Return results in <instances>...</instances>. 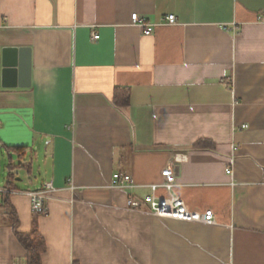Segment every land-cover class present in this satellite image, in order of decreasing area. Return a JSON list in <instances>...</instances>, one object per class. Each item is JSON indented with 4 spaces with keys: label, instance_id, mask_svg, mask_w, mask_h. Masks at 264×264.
Listing matches in <instances>:
<instances>
[{
    "label": "crops",
    "instance_id": "0c3cea01",
    "mask_svg": "<svg viewBox=\"0 0 264 264\" xmlns=\"http://www.w3.org/2000/svg\"><path fill=\"white\" fill-rule=\"evenodd\" d=\"M4 47L30 49L28 85L2 86ZM0 142L28 175L12 187L56 186L42 215L10 196L41 264H264V0H0ZM170 161L173 193L215 223L150 213ZM115 172L133 187H110ZM25 256L1 219L0 264Z\"/></svg>",
    "mask_w": 264,
    "mask_h": 264
},
{
    "label": "built area",
    "instance_id": "2783aa9c",
    "mask_svg": "<svg viewBox=\"0 0 264 264\" xmlns=\"http://www.w3.org/2000/svg\"><path fill=\"white\" fill-rule=\"evenodd\" d=\"M167 24H175L177 22L174 14H167L163 18ZM261 19V17H259ZM130 23L141 29L142 33L149 35L154 30L155 24L147 20L143 15L133 12L130 15ZM98 34H92L93 39H97ZM3 150V144L0 142V153ZM227 174H231V168L225 169ZM161 182L157 184L148 185L149 192L145 195V199L150 204V213L156 216L174 218L187 222H199L206 224L215 223L214 214L211 210L199 211L197 209L189 208L184 201L173 193L174 187L176 186V174L174 170V163L172 161L167 162L166 165L161 169ZM132 180L129 174L113 173L111 178L110 187L112 188H128L133 187ZM69 188L73 189L71 180H68ZM161 187L165 190V196H157L156 189ZM56 186L53 181H47L41 186L35 189H17L10 187L8 184L0 183V208L2 206V195L12 196L14 194H21L28 198L29 208L33 214H46L47 202L55 191ZM128 205L131 207H138V202L133 199H128Z\"/></svg>",
    "mask_w": 264,
    "mask_h": 264
},
{
    "label": "trees",
    "instance_id": "16d2710c",
    "mask_svg": "<svg viewBox=\"0 0 264 264\" xmlns=\"http://www.w3.org/2000/svg\"><path fill=\"white\" fill-rule=\"evenodd\" d=\"M113 102L119 107L126 106L129 102V90L127 88H116L113 94ZM6 150L8 151V154L15 152V154L19 157L25 153L24 148H15L13 150L6 148ZM15 167L16 166L11 162L8 163V171L6 175L8 182L6 184H8L10 187H12L16 176V174L13 172ZM1 199L2 206L0 208V220L3 219V222L11 224L15 237L26 252V264H41L40 258L41 254L45 250V241L38 233L36 225L34 224L32 231L29 233L18 232L15 228L17 216L11 206L10 196L2 195Z\"/></svg>",
    "mask_w": 264,
    "mask_h": 264
},
{
    "label": "water",
    "instance_id": "95a60500",
    "mask_svg": "<svg viewBox=\"0 0 264 264\" xmlns=\"http://www.w3.org/2000/svg\"><path fill=\"white\" fill-rule=\"evenodd\" d=\"M1 83L4 87H13L17 83L26 86L29 83L30 49L27 47H4L2 49Z\"/></svg>",
    "mask_w": 264,
    "mask_h": 264
},
{
    "label": "rangeland",
    "instance_id": "374dc122",
    "mask_svg": "<svg viewBox=\"0 0 264 264\" xmlns=\"http://www.w3.org/2000/svg\"><path fill=\"white\" fill-rule=\"evenodd\" d=\"M13 160H14L13 161L14 164H17L18 163L15 155H13ZM8 163H9V160H8L7 156L4 154V152H1L0 153V181L3 180L4 178H6V175H7V169L6 168H7ZM32 165H33V171H34L36 169V162H35V160L32 161ZM13 172L17 176H19L21 179H23V180H27L28 179V175L26 173V169L25 168L15 167V169L13 170ZM32 177L35 178V177H37V175L33 172ZM18 185L20 187H24L23 182H18ZM24 190H26V189H24Z\"/></svg>",
    "mask_w": 264,
    "mask_h": 264
}]
</instances>
